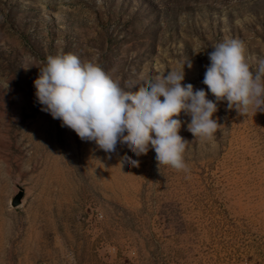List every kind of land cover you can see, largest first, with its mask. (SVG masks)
<instances>
[{"label": "rangeland", "instance_id": "1", "mask_svg": "<svg viewBox=\"0 0 264 264\" xmlns=\"http://www.w3.org/2000/svg\"><path fill=\"white\" fill-rule=\"evenodd\" d=\"M229 38L256 67L264 0H0V264H264V112L219 102L211 141L181 113L185 173L159 169L151 149L105 153L35 96L39 68L61 53L126 90L183 69L208 92V53ZM125 155L139 167H121Z\"/></svg>", "mask_w": 264, "mask_h": 264}, {"label": "clouds", "instance_id": "2", "mask_svg": "<svg viewBox=\"0 0 264 264\" xmlns=\"http://www.w3.org/2000/svg\"><path fill=\"white\" fill-rule=\"evenodd\" d=\"M208 59L202 83L215 101L203 88L184 84L183 69L141 78L135 91L126 90L97 63L72 53L46 58L34 81L35 96L42 111L105 153L115 152L118 143L137 157L151 149L159 169L164 165L187 173L184 154L190 142L179 134L181 113L190 116L187 130L195 139L211 141L221 127L213 119L219 102L227 101L241 115L250 109L264 112V58L253 67L243 42L229 38L215 44ZM125 162L139 167L127 155L120 166Z\"/></svg>", "mask_w": 264, "mask_h": 264}, {"label": "water", "instance_id": "3", "mask_svg": "<svg viewBox=\"0 0 264 264\" xmlns=\"http://www.w3.org/2000/svg\"><path fill=\"white\" fill-rule=\"evenodd\" d=\"M22 196H23V191L21 190L18 194H16V196L11 199V203L13 205H16L20 202V199H22Z\"/></svg>", "mask_w": 264, "mask_h": 264}]
</instances>
